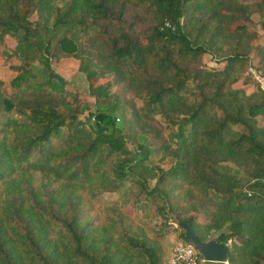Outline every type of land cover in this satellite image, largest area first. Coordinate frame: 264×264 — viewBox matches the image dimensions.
I'll use <instances>...</instances> for the list:
<instances>
[{"label": "trees", "instance_id": "1", "mask_svg": "<svg viewBox=\"0 0 264 264\" xmlns=\"http://www.w3.org/2000/svg\"><path fill=\"white\" fill-rule=\"evenodd\" d=\"M7 38L0 264H169L181 222L264 264V91L234 88L264 69V0H0V56Z\"/></svg>", "mask_w": 264, "mask_h": 264}, {"label": "rangeland", "instance_id": "2", "mask_svg": "<svg viewBox=\"0 0 264 264\" xmlns=\"http://www.w3.org/2000/svg\"><path fill=\"white\" fill-rule=\"evenodd\" d=\"M255 18V16H254ZM258 19V17L255 18V20ZM254 22L251 24L252 27L258 29V25L255 24ZM14 40L12 38H7L6 39V48L3 50V55L0 56V81H2L1 88L6 91L10 92L11 87L9 85L10 79L13 77L14 72L10 70L9 64L15 62V58L11 57L7 60L6 59L8 56V49L11 50L14 46ZM205 64L210 65V66H216V63H214L209 55H205L203 58ZM51 64L53 70L60 75L62 78H64L67 81L66 87L71 90H76L79 93L80 99H81V105H85L88 108V111H93L95 109L94 107V97H91L88 93V82L85 78V75L83 72L79 70V62L75 58H54L52 57L51 59ZM41 67L38 65V78L42 76V74H45L43 71L40 70ZM264 74V69L257 67L256 65V60L255 58H252L251 64L248 67L247 70V76L249 77L248 81H238L235 85L234 88H247L249 90L255 89V87L260 84L258 79L255 77V75H263ZM261 77V76H260ZM107 79L100 80L99 83H106ZM259 83V84H258ZM116 88L111 87V90L114 91ZM88 111H85L84 113H79L80 117H86ZM126 148L129 150H133V146L128 143L126 145ZM150 161L152 163H157L156 158L154 156L150 157ZM171 162L169 160H165L161 163V166L164 169H167L170 166ZM150 184H153V181L150 182ZM182 231V229L179 228V226L176 223H173L171 230L168 234L165 235L163 243L164 247L167 251L171 252L172 251V246L173 242L179 238V234ZM217 233L211 232L210 236H216ZM231 243V241L229 240ZM169 263V262H168ZM208 264H214V263H209Z\"/></svg>", "mask_w": 264, "mask_h": 264}, {"label": "water", "instance_id": "3", "mask_svg": "<svg viewBox=\"0 0 264 264\" xmlns=\"http://www.w3.org/2000/svg\"><path fill=\"white\" fill-rule=\"evenodd\" d=\"M178 226L184 230L185 239L195 246L203 261L212 263L228 262L231 250V244L229 242H220L217 240L201 241L190 224L181 222Z\"/></svg>", "mask_w": 264, "mask_h": 264}, {"label": "built area", "instance_id": "4", "mask_svg": "<svg viewBox=\"0 0 264 264\" xmlns=\"http://www.w3.org/2000/svg\"><path fill=\"white\" fill-rule=\"evenodd\" d=\"M263 74V73H262ZM261 76V77H260ZM259 81L258 88L261 91H264V74L255 75ZM205 262L202 260V257L199 256L198 250L192 243L183 242L181 240H175L172 246V257L169 264H199ZM212 263V262H209ZM214 264H228L225 263H214Z\"/></svg>", "mask_w": 264, "mask_h": 264}, {"label": "crops", "instance_id": "5", "mask_svg": "<svg viewBox=\"0 0 264 264\" xmlns=\"http://www.w3.org/2000/svg\"><path fill=\"white\" fill-rule=\"evenodd\" d=\"M227 242H229V241H227ZM230 243V242H229ZM228 263V262H227Z\"/></svg>", "mask_w": 264, "mask_h": 264}]
</instances>
